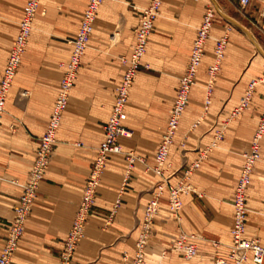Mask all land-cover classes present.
Returning <instances> with one entry per match:
<instances>
[{
  "label": "crops",
  "instance_id": "0c3cea01",
  "mask_svg": "<svg viewBox=\"0 0 264 264\" xmlns=\"http://www.w3.org/2000/svg\"><path fill=\"white\" fill-rule=\"evenodd\" d=\"M26 2L0 0V81ZM88 2L46 0L42 3L40 13L45 16L44 27L50 30V38L37 44L41 51L35 52L41 53L27 55L13 82L0 122V253L22 186L35 162L40 138L49 123L64 75L65 68L61 64L69 59L73 49L70 39L80 27ZM132 2L146 6L149 0ZM210 4L215 5L216 17L205 48L201 78H205L206 70L213 63L216 41L228 26H233V30L213 88V101L219 105L225 131L220 146L206 160L205 171L211 176L220 175V180L228 173L236 176L241 173L242 153L250 149L264 111V83L256 88L249 108L237 116L232 113L251 79L264 76V0H251L245 8L241 7L240 0H164L155 28L153 68L156 71H139L138 92L129 99L125 121L133 134L119 140L126 152H134L144 162L136 163L125 179L126 155L109 156L97 201L86 225V236L79 245L74 264H122L124 253L134 254L144 209L161 179L152 169L156 151L178 94L180 78L186 73L194 39ZM244 28L251 32L255 50L248 48L240 31H245ZM123 71V66L112 56L98 53L86 56L63 116L49 169L39 186L12 264H59L65 237L98 147L105 138L104 128ZM199 92L200 86H193L190 98H197ZM190 114L186 113L181 120L183 125L192 119ZM211 135H205L203 141H208ZM263 151L262 142V156ZM185 157L187 168L191 162ZM172 163L175 172L185 164L179 161L177 154ZM169 182H179V175ZM188 183L195 184L194 176ZM203 197L200 190L185 194L184 210L178 219L170 214L167 194L163 196L146 264H215L217 257L227 255L220 239L229 236L232 213L228 220L221 221L218 195ZM119 199L120 204L115 208ZM181 230L195 235L198 255L193 259H187L183 251L174 248L173 239ZM215 241L219 242L218 246Z\"/></svg>",
  "mask_w": 264,
  "mask_h": 264
},
{
  "label": "built area",
  "instance_id": "2783aa9c",
  "mask_svg": "<svg viewBox=\"0 0 264 264\" xmlns=\"http://www.w3.org/2000/svg\"><path fill=\"white\" fill-rule=\"evenodd\" d=\"M43 0H27L19 32L11 48L7 64L3 70L0 81V122L5 113L7 101L13 86V82L21 67L24 54L27 49L29 38L32 34L36 17L40 13ZM104 0H89L84 11L80 27L76 36L71 40L73 45L69 59L64 63V75L60 88L54 102L49 123L44 134L40 138L36 151L35 162L32 165L26 181L22 186V192L14 207V217L8 228L2 251L0 253V264H12L24 234L27 220L32 212L33 204L37 197L39 186L45 179L49 169L51 156L57 142L58 132L61 128L64 113L68 107L72 90L82 65V59L91 40L98 12ZM164 0H149L148 5L142 11L140 22L135 31V41L132 52L123 56V76L116 87V98L108 122L105 125V138L98 147V154L90 170L82 197L72 221L71 228L65 237L60 254L59 264H74L75 256L80 243L86 236V225L93 207L97 201V193L101 184L104 170L108 164L109 156L113 153H122L119 142L122 137H131L132 130L125 125L128 119V104L135 77L141 66V60L148 47L150 35L154 29L155 22L160 14ZM251 0H240L242 8H245ZM264 17V11L262 12ZM216 17L215 6L209 5L206 9L204 20L190 53L189 63L185 75L180 80L178 94L174 100L168 124L163 134L155 156L154 172L161 178L156 185L152 199L144 209L140 222V230L135 243L134 254L126 252L122 257V264H146V253L149 242L154 231L155 218L161 212V199L165 194L168 196V204L171 214L178 219L184 207L183 196L193 191L187 179L200 167L202 160L207 156L210 148L201 152V156L193 162L185 171V176L176 184L170 183L168 171L171 168L169 162L171 146L179 130L181 118L187 107L193 85L196 84L198 73L205 55L207 40ZM228 44V35L221 36L215 45V53L218 60L211 64L208 73L211 77L207 88L206 107L212 103V83L220 69V60L224 57ZM218 61V62H217ZM260 82L264 83V76L252 78L249 82L239 105L234 109L232 115L237 116L249 108L255 90ZM223 132L219 135L222 138ZM264 140V111L258 123L257 129L252 137L250 149L243 152V164L238 178L234 196V216L231 227L232 245L226 256H219L215 264H244L252 260L254 264L264 263V246L259 238L247 237V194L252 181L255 165L262 156V142ZM128 167L126 177L138 162H144L134 152H127ZM120 204L117 200L115 208ZM114 208V210H115ZM195 235L181 230L173 239L174 248L184 252L187 259H193L198 255V246L194 241ZM215 246L219 242H214Z\"/></svg>",
  "mask_w": 264,
  "mask_h": 264
},
{
  "label": "rangeland",
  "instance_id": "374dc122",
  "mask_svg": "<svg viewBox=\"0 0 264 264\" xmlns=\"http://www.w3.org/2000/svg\"><path fill=\"white\" fill-rule=\"evenodd\" d=\"M45 2L46 0L42 1L43 4ZM210 5L215 6L214 4H210ZM146 6L137 5L136 3L132 2V0H104L98 12V16L95 22V31L92 35V38L83 56L81 67L83 66L86 56H90V57L95 56L97 53L103 56H112L115 58V60H117L121 64V66H123L121 62L122 61L121 58L123 56L130 55V53L132 52L134 41H135V31L140 22L142 11L146 8ZM160 16H161V11H160L158 18ZM44 17L45 16L41 15L40 13V15H38L36 18L34 28L29 38V42H28L27 49L24 54L22 63L26 60L27 55H29V53L32 55L35 53H41V52H35L37 50L41 51V49L37 47V44L39 42H45L47 38H50V34H51L50 30L44 27ZM156 22L154 25V29L149 38L147 51L141 60V66H140L139 71H143V72H155L156 71L155 68H153L155 66L154 62H155V56H156V46H155ZM232 27L233 26L231 25L228 26L227 27L228 30H226L224 33L228 35V40L233 30ZM244 29L246 32L242 30L240 31L243 34V38L246 44L248 45V48H252V50H255L254 48L255 45L253 44V42H251L252 41L250 37L251 32L247 30L246 28ZM77 32L75 33V36ZM73 38L70 39V42ZM226 51L227 49H225L224 55H226ZM224 57L221 58L220 69L224 61ZM216 58H217L216 54L214 53V60L212 64L215 63ZM65 62L66 61L62 62L61 65L64 66ZM262 68L264 69V64ZM220 69L218 71V74L216 75V79L212 83V91H211L212 103L208 107H206L207 88L210 84L211 77L207 69L205 78H201L200 77L201 67H200L198 77L196 80V84L193 85V86H196V85L200 86L199 96L197 98H194L193 96H191L189 103L187 107L185 108V111L181 118V120H183L185 114L189 112L191 113L190 115L192 116V119L193 118L194 119L192 120L190 117L191 120L188 121L189 123L188 124L186 123V125H183V123H180V127L175 136L174 143L171 146L172 156L169 159L171 168L168 171L167 175H168V178L170 179L176 174H178L179 181L182 180L185 176V171L188 169V167L193 162H195L197 159H199L202 151H205L211 146V149H209L207 156H205V158L201 162V165L199 167L201 168L200 171H197L195 173V171L198 169L197 168L193 172V174L187 179V181H189L190 178L194 176V182L196 185L189 183L193 188V191H191V193H196L197 190H200L202 194L204 195L203 198H207L208 194L218 195V200H219L218 206L220 208L219 214L221 215V221H222L224 219L228 220L227 218H229V214L231 213H232V220H233L234 186L237 183V180L240 176V172L237 176L234 174L228 173L225 176H223L222 180H220V177H221L220 175L211 176L207 173V171H205V162L206 160L209 159L212 153L216 152V149L220 146V142L223 138H220L219 135L221 134V132L224 133L225 131V124H224L225 122L224 121L221 122L220 120L221 112L219 110V105L213 101V88L219 76ZM139 71L137 73V76L135 77L133 86L131 88V93H130L131 98H133L136 92H138L137 89L139 86L138 85ZM210 133L212 134L211 138L208 139V141L204 142L203 141L204 136ZM56 145H57V142H56ZM56 145L54 147V151H55ZM122 150H123L122 153H117V154L126 155L127 152L124 150L123 147H122ZM187 152H195L196 154L195 155L186 154ZM174 154H177V158L183 164L187 161V158L185 157L187 156L188 162H191V164L186 168L187 165L185 163L182 169L175 172L173 170V163H172L174 161ZM262 202L264 203V151H263V158L259 162H257L255 165L252 182L248 189L247 227H246V233H245V235L249 238L250 237L259 238L261 243L264 246V205L262 204ZM183 210H184V207L181 211V214ZM170 214H171V211H170ZM232 223L233 221L231 222V224ZM231 227L232 226H230V228L228 229V234H229L228 238L223 239L221 237L220 239L221 243H223L224 245L223 247L227 251L230 250V247L232 245ZM150 244H151V240L149 242V245ZM244 264H254V263L251 260H248Z\"/></svg>",
  "mask_w": 264,
  "mask_h": 264
},
{
  "label": "bare ground",
  "instance_id": "6f19581e",
  "mask_svg": "<svg viewBox=\"0 0 264 264\" xmlns=\"http://www.w3.org/2000/svg\"><path fill=\"white\" fill-rule=\"evenodd\" d=\"M215 54H216V53H215ZM216 60H218V59L216 58ZM220 61H221V60H220ZM217 62H218V61H217ZM260 84H263V82H260V83L258 84V86H259ZM258 86H257V87H258Z\"/></svg>",
  "mask_w": 264,
  "mask_h": 264
}]
</instances>
